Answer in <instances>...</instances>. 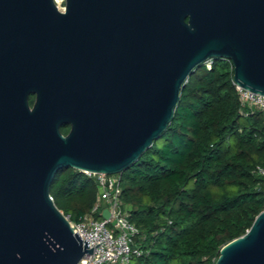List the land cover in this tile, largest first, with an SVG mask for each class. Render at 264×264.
Here are the masks:
<instances>
[{
  "label": "water",
  "instance_id": "95a60500",
  "mask_svg": "<svg viewBox=\"0 0 264 264\" xmlns=\"http://www.w3.org/2000/svg\"><path fill=\"white\" fill-rule=\"evenodd\" d=\"M213 58L264 94V0H0V264L91 254L50 196L54 175L132 166ZM215 264H264V211Z\"/></svg>",
  "mask_w": 264,
  "mask_h": 264
},
{
  "label": "trees",
  "instance_id": "16d2710c",
  "mask_svg": "<svg viewBox=\"0 0 264 264\" xmlns=\"http://www.w3.org/2000/svg\"><path fill=\"white\" fill-rule=\"evenodd\" d=\"M264 115L241 105L227 59L213 58L184 82L161 137L120 172L121 202L141 251L128 264H215L263 208ZM95 177L57 171L50 196L73 220L89 214ZM99 218V212H93Z\"/></svg>",
  "mask_w": 264,
  "mask_h": 264
},
{
  "label": "built area",
  "instance_id": "2783aa9c",
  "mask_svg": "<svg viewBox=\"0 0 264 264\" xmlns=\"http://www.w3.org/2000/svg\"><path fill=\"white\" fill-rule=\"evenodd\" d=\"M211 63L212 59H209L204 62V65L209 69ZM232 84L241 105L257 109L264 115V94L241 88L233 81ZM254 171L256 175L264 178V166H256ZM82 172L87 176L95 177L97 181L98 190L91 212L77 220H73L69 214L62 212L68 222L72 223L76 229L75 233L82 240L88 242V247H93L92 253L85 256L77 264H128L131 257L140 255L141 251L134 245V238L138 234V229L129 220L127 209L122 208L119 178L117 175ZM104 209L109 212L106 219L101 216ZM261 211H264V200ZM93 212H99L100 217L94 218L91 215Z\"/></svg>",
  "mask_w": 264,
  "mask_h": 264
},
{
  "label": "flooded vegetation",
  "instance_id": "af4514ba",
  "mask_svg": "<svg viewBox=\"0 0 264 264\" xmlns=\"http://www.w3.org/2000/svg\"><path fill=\"white\" fill-rule=\"evenodd\" d=\"M36 99V94H29L27 96V102H28V105L30 108H32L33 104H34V101ZM71 129V125L68 124L66 126H59V132L63 135V136H66L68 134V132L70 131Z\"/></svg>",
  "mask_w": 264,
  "mask_h": 264
},
{
  "label": "bare ground",
  "instance_id": "6f19581e",
  "mask_svg": "<svg viewBox=\"0 0 264 264\" xmlns=\"http://www.w3.org/2000/svg\"><path fill=\"white\" fill-rule=\"evenodd\" d=\"M62 1H64V0H54V2L56 3V5L58 6V8H59L60 10L63 9L62 7H60V4L62 3Z\"/></svg>",
  "mask_w": 264,
  "mask_h": 264
},
{
  "label": "rangeland",
  "instance_id": "374dc122",
  "mask_svg": "<svg viewBox=\"0 0 264 264\" xmlns=\"http://www.w3.org/2000/svg\"><path fill=\"white\" fill-rule=\"evenodd\" d=\"M60 7H62V8L64 7V1H63V3L60 4ZM122 208L124 209L125 208V205L122 204ZM126 209H127V206H126Z\"/></svg>",
  "mask_w": 264,
  "mask_h": 264
}]
</instances>
